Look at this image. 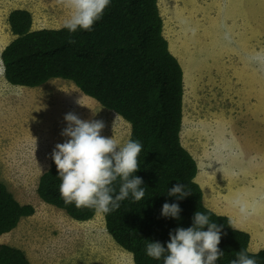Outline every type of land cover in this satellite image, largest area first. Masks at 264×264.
Instances as JSON below:
<instances>
[{"label":"rangeland","instance_id":"374dc122","mask_svg":"<svg viewBox=\"0 0 264 264\" xmlns=\"http://www.w3.org/2000/svg\"><path fill=\"white\" fill-rule=\"evenodd\" d=\"M157 1L163 35L183 70L182 145L197 162L246 172L264 187V71L248 60L264 51V0ZM16 8L31 13L33 29L60 27L69 15L58 0H0V52L13 38L7 15ZM69 112L103 121L106 138L128 139V122L71 81L12 85L0 60V177L20 203L34 207L0 242L15 243L31 264H132L101 213L75 221L35 192L55 145L68 139L61 132Z\"/></svg>","mask_w":264,"mask_h":264},{"label":"trees","instance_id":"16d2710c","mask_svg":"<svg viewBox=\"0 0 264 264\" xmlns=\"http://www.w3.org/2000/svg\"><path fill=\"white\" fill-rule=\"evenodd\" d=\"M7 22L13 38L2 48L0 60L8 83L37 87L54 78L69 80L128 122L127 141L143 145L133 175L143 180L144 198L134 202L130 195L118 209L101 213L107 233L131 253L132 264H163L146 255V242L159 241L166 247L170 231L192 226L196 211L206 212L222 226L218 248L224 254L216 264H230L241 249L250 256L258 253L255 259L264 264V248L248 251V233L203 204L194 180L196 161L180 141L183 70L163 35L157 0H110L91 31L70 33L62 26L33 29L32 15L23 8L9 11ZM70 37L75 43H69ZM60 183L52 158L37 179L38 198L75 221L91 219L94 209L64 203ZM177 183L189 191L183 199L168 195ZM115 187L118 191V182ZM165 202L179 204L180 219L161 215ZM33 212V205L20 203L0 177V236ZM0 264L31 262L23 249L0 242Z\"/></svg>","mask_w":264,"mask_h":264},{"label":"clouds","instance_id":"9594fccd","mask_svg":"<svg viewBox=\"0 0 264 264\" xmlns=\"http://www.w3.org/2000/svg\"><path fill=\"white\" fill-rule=\"evenodd\" d=\"M58 3L69 10L62 27L75 33L78 29L91 31L110 0H58ZM69 43L75 40L70 37ZM248 60L264 71V51L249 56ZM64 119L67 126L61 135L68 139L57 143L51 154L61 179L59 193L64 203L107 214L118 209L120 202L130 195L134 202L142 200L145 196V189L141 187L143 180L133 173L139 169L138 156L143 145L138 140L129 139L121 144L114 137L102 136L104 122L101 120H82L72 112L65 114ZM188 194L181 183L168 189V195L178 199ZM240 207L243 212L244 206ZM180 212L179 204L165 202L161 215L180 219ZM221 229L206 212L196 211L192 226L170 231L166 247L159 241L149 240L145 252L152 259L162 260L163 264H216L224 254L218 248ZM256 255L258 253L250 256L247 250L241 249L230 264H258Z\"/></svg>","mask_w":264,"mask_h":264},{"label":"crops","instance_id":"0c3cea01","mask_svg":"<svg viewBox=\"0 0 264 264\" xmlns=\"http://www.w3.org/2000/svg\"><path fill=\"white\" fill-rule=\"evenodd\" d=\"M196 165L194 180L202 190L203 204L216 214L227 216L235 229L248 233V251L264 248V187L261 188L260 180L246 172L217 171L203 161H196ZM240 205L244 206L243 212ZM7 244L17 246L13 242Z\"/></svg>","mask_w":264,"mask_h":264},{"label":"bare ground","instance_id":"6f19581e","mask_svg":"<svg viewBox=\"0 0 264 264\" xmlns=\"http://www.w3.org/2000/svg\"><path fill=\"white\" fill-rule=\"evenodd\" d=\"M61 5V4H60ZM200 66V65H199ZM201 68V67H200Z\"/></svg>","mask_w":264,"mask_h":264}]
</instances>
